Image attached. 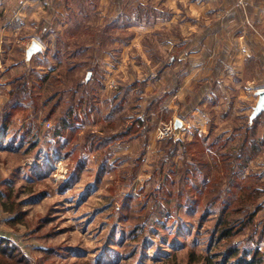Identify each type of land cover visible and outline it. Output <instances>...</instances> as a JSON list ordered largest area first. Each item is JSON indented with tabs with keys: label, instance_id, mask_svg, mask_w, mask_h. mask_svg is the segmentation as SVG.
<instances>
[{
	"label": "rangeland",
	"instance_id": "obj_1",
	"mask_svg": "<svg viewBox=\"0 0 264 264\" xmlns=\"http://www.w3.org/2000/svg\"><path fill=\"white\" fill-rule=\"evenodd\" d=\"M30 8L19 15L0 0V237L14 249L1 263L206 264L190 253L221 248L211 234L223 205L212 206L209 188L184 173L198 144L169 158L168 141L234 135L230 146L242 135L234 127L254 124L263 11L222 0ZM33 43L39 50L30 51ZM69 108L78 121L55 136ZM177 119L180 129L159 139ZM255 129L264 139V113ZM235 175L262 195L254 222L232 241L264 252V144ZM246 204L234 205L252 212Z\"/></svg>",
	"mask_w": 264,
	"mask_h": 264
},
{
	"label": "trees",
	"instance_id": "obj_2",
	"mask_svg": "<svg viewBox=\"0 0 264 264\" xmlns=\"http://www.w3.org/2000/svg\"><path fill=\"white\" fill-rule=\"evenodd\" d=\"M19 91L20 86L18 85L15 92L19 93ZM158 104L159 100L154 98L148 110L156 108ZM68 111L58 120V123L54 126L53 132L55 136L63 135L68 128L72 127L75 122L77 123V112L74 113L75 110H72L71 108H69ZM258 118L259 116L254 118V124L252 125L248 124L234 127L233 134H236L237 132L242 134L234 145L228 146L226 143L229 141L234 143L236 139L234 135H232L228 141L222 143H220L221 140H219V138H215L211 142L207 143V136L203 137L197 134L192 141H173L171 139L168 141L169 148L167 150L169 158H173L180 148L184 151V153H192L191 147L198 144V152L193 154V157H191L192 165H187L189 168L186 167L184 173H188V175L192 173V177L197 175L199 180H201L199 183H201L203 191L209 188L208 192L212 193L210 200V204L212 206L223 205V207L217 209L215 208V211H217L220 216L216 224L217 227L214 228L211 234V241L217 237V247L221 248L208 257H196L195 254L190 253V262L204 260L206 264H264V252H262L258 247H253L252 249H241L237 243L232 241V237L234 235L241 232L248 224L251 225L254 222V217L260 209V206L256 203V200L261 197L262 193L252 189L249 185L239 184L235 177V168H243L247 166L261 150V146L264 144V139L262 137L258 139L259 141L255 140V136L257 135L255 128ZM128 133L129 129H125L123 134L127 135ZM212 165L215 167L214 174L212 173ZM223 171L226 173L225 177L222 175ZM210 175H212V178L209 181L208 178ZM165 179L168 180V178ZM199 180L196 179V182ZM184 181H186L185 177L181 176L180 183H184ZM223 185L225 186L222 188L221 186ZM213 188L217 191L212 192ZM234 189H238L239 194L234 200L227 201V198L230 197L231 194H235L233 193ZM237 203L242 205L247 203L246 207L248 209L253 208V211H243L242 213L241 210H244V207H241L242 205L239 206V208L235 207L234 204ZM225 209L227 210L225 211ZM240 212L241 216L235 217L234 214H238ZM12 251H14V249L10 248L8 240L0 237V256H5Z\"/></svg>",
	"mask_w": 264,
	"mask_h": 264
},
{
	"label": "crops",
	"instance_id": "obj_3",
	"mask_svg": "<svg viewBox=\"0 0 264 264\" xmlns=\"http://www.w3.org/2000/svg\"><path fill=\"white\" fill-rule=\"evenodd\" d=\"M9 1L12 3L13 11H15L19 15L23 14L21 13L23 10L26 11L29 10L31 12L30 7H35L41 3L49 4V1L51 2L55 1V3H57L58 5V2H60V0H9ZM222 3L223 5H228L232 7L245 5L249 9L250 14L251 13L260 14L261 18L264 13V0H222ZM163 4L165 3L163 2ZM15 16L17 15L15 14ZM22 16H26V15H22ZM249 19H252V17L251 18L248 17V20ZM253 20L255 21L256 18H254Z\"/></svg>",
	"mask_w": 264,
	"mask_h": 264
},
{
	"label": "water",
	"instance_id": "obj_4",
	"mask_svg": "<svg viewBox=\"0 0 264 264\" xmlns=\"http://www.w3.org/2000/svg\"><path fill=\"white\" fill-rule=\"evenodd\" d=\"M37 50H39V45L37 43H33L32 47L30 48V51L34 52ZM257 95H258V101H257V104L254 108L252 115H251L252 119H254V118L258 117L259 115H261L262 113H264V88L258 90ZM181 125H182V122L179 119H177L175 121V125H174L175 130H179Z\"/></svg>",
	"mask_w": 264,
	"mask_h": 264
},
{
	"label": "built area",
	"instance_id": "obj_5",
	"mask_svg": "<svg viewBox=\"0 0 264 264\" xmlns=\"http://www.w3.org/2000/svg\"><path fill=\"white\" fill-rule=\"evenodd\" d=\"M174 132H175V127L174 125H171L170 127L163 129V131H160L158 138L162 139L168 136H172Z\"/></svg>",
	"mask_w": 264,
	"mask_h": 264
}]
</instances>
